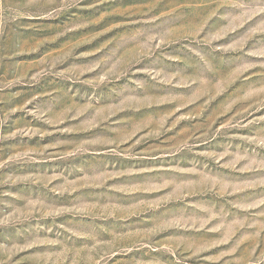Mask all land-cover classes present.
Returning <instances> with one entry per match:
<instances>
[{"label": "rangeland", "instance_id": "1", "mask_svg": "<svg viewBox=\"0 0 264 264\" xmlns=\"http://www.w3.org/2000/svg\"><path fill=\"white\" fill-rule=\"evenodd\" d=\"M0 264H264V0H0Z\"/></svg>", "mask_w": 264, "mask_h": 264}]
</instances>
